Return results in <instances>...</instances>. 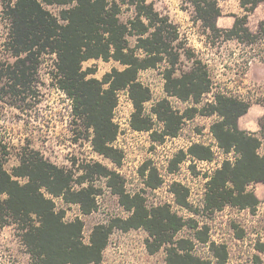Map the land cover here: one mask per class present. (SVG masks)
<instances>
[{"label":"trees","instance_id":"obj_1","mask_svg":"<svg viewBox=\"0 0 264 264\" xmlns=\"http://www.w3.org/2000/svg\"><path fill=\"white\" fill-rule=\"evenodd\" d=\"M219 1L184 0L193 8L195 20L216 37L225 33L227 39L239 42L254 41L257 36L264 38V22L260 23L258 35L246 27L249 14L264 0H240L246 15L236 18L230 30H221L217 26V19L221 16ZM0 5L9 23L4 48L12 59L0 62V87H15L14 91L18 93L17 87H32L36 94L41 84V60L44 56H54L53 84L71 100L73 115L86 128L92 129L95 150L116 164L122 161V153L112 146L118 135L113 115L119 91L128 90L133 102L131 127L135 131H151L153 128L151 118L144 115L151 91L139 81L141 71L157 68L164 56L169 55L172 59L167 62L171 67L164 72L168 95L181 100L192 98L196 103L211 92L212 81L201 61L194 60L190 71L175 76L179 55L172 52L171 42L178 39L177 29L147 0H132L136 15L126 24L119 19L121 6L116 1L0 0ZM50 6L64 9L56 16L48 10ZM128 36L136 37L135 47L129 45ZM90 60L114 61L123 69L113 68L98 80L90 77L96 72L94 68L83 69V64ZM249 104L221 93L215 95L210 105L209 112L220 118L212 125L211 131L219 147L227 153L234 152L236 159L234 162L225 161L210 178L205 196L207 210L221 211L226 206L255 210L260 204L250 188L258 183L264 184V155L258 153L261 141L238 125ZM153 113L164 125L161 139L177 137L187 117L174 111L167 100L159 102ZM187 153L199 160H212L214 156L210 147L199 144L192 145ZM8 155V149L4 147V152L0 151V229H15L32 264H101L114 230L139 229L145 230L149 236L146 243L149 253L165 248L167 264H211L193 254L192 241L177 238L188 224L182 217L168 205L148 208L143 196L127 194L123 179L97 163L92 166L94 173L108 179V186L119 196V202L129 216L96 225L88 244H85L83 221L66 222V211L57 210L55 199L77 204L84 215H89L97 209L94 187L75 189L72 173L30 148L22 149L19 165L9 172L5 168ZM185 156L181 153L174 163L181 162ZM150 177L152 182L148 186L156 189L160 180L155 169L150 171ZM86 178V175L80 176L78 183L82 185ZM154 178L156 182H153ZM173 192L177 204L190 208L185 188L175 185ZM190 222L191 228L199 229L194 220ZM197 234L199 241L208 242L207 231L199 230ZM210 249L217 258L224 260L221 263L224 264L227 257L225 247L211 243ZM0 264H16L1 239Z\"/></svg>","mask_w":264,"mask_h":264},{"label":"rangeland","instance_id":"obj_2","mask_svg":"<svg viewBox=\"0 0 264 264\" xmlns=\"http://www.w3.org/2000/svg\"><path fill=\"white\" fill-rule=\"evenodd\" d=\"M109 1L120 4L119 19L122 23L126 24L134 19L136 12L132 0ZM147 2L153 3L155 10L161 16L169 18L170 23L177 29L178 39L171 42L172 52L179 55L175 76L179 77L182 72L190 71L194 60L201 61L212 81L211 92L204 94L196 103L192 98L181 100L168 95L165 92L164 72L171 67L167 62L172 59L169 55L164 56L163 62L157 68L141 71L138 79L151 91V99L144 106V115L151 118L153 128L138 134L134 131H119V140L116 137L112 143V146L122 153L121 163L116 164L95 150L92 129L86 128L84 123L73 115L71 100L53 84L55 57L44 56L39 68L41 84L36 94L33 93L32 87H17L19 93L14 91L15 87H0V151L4 152V147H7L9 153L5 168L12 172L19 165L22 149L30 148L38 151L56 166L72 173L75 189L94 187L97 209L89 215H84L77 204H66L62 199H55L57 210L66 211V222L76 219L83 221L85 244H88L96 225L108 224L112 219H124L129 216L121 206L119 196L108 186V179L94 173L92 166L97 163L123 179L127 194L143 196L148 208L168 205L174 213L182 217L188 224L178 233L177 238L192 241L193 254L197 257L211 264H221L224 260L217 258L210 249V244L215 243L226 249L224 264H264V204L258 205L255 210L232 206H226L221 211L205 208L208 182L217 171L214 170L215 167L218 164L223 165L227 160L234 162L236 159L234 152L227 153L219 147L211 131L212 125L220 120L217 114L209 112L215 95L224 93L239 99L241 96V100L246 103H264V85L240 87L241 90L239 87L228 86L229 82H237L243 77H226L225 71L220 70L221 66L228 59L231 67L240 66L238 71L243 72L252 57L259 56L260 61H264V38L257 36L254 41L239 42L237 39H227L225 33L216 37L202 26L201 22L195 20L193 8L184 0ZM219 7L221 16L217 19V26L221 30H230L236 18L246 15L240 0H220ZM62 9L64 7H48L56 16H59ZM262 22L264 2L249 14L246 27L251 33L258 35ZM8 33L9 23L5 20L0 5V62L6 59L12 61L4 48ZM128 41L132 48L135 47L136 37L128 36ZM237 59H240L239 62ZM88 68H94L96 71L90 77L102 80L113 68L121 70L123 66L114 61L90 60L83 64L84 70ZM162 100H167L174 111L187 115L175 138H160L164 125L153 113V108ZM121 108L122 114L118 113L117 116L120 121L134 112L133 105L126 99L122 100ZM194 144L211 147L214 151L211 160L214 165L204 167L206 171L195 164L199 159L187 153ZM181 153L186 154L185 158L179 163H174ZM166 166L167 172L164 170ZM208 168L210 170H207ZM152 169L156 170L160 180L156 189L148 186V183L152 182ZM82 175L87 178L85 183L80 185L78 180ZM174 179L180 182H175ZM156 180L154 178L153 182ZM175 185H180L188 191L187 201L190 208L186 209L177 204V196L173 192ZM258 188L260 186L255 184L250 189L255 192ZM258 194L262 197L260 192ZM191 220L198 224L199 229L190 227ZM199 230L203 233L207 231V243L197 239ZM0 239L10 250L16 264H32L13 227L0 229ZM148 239L149 236L143 229L128 232L114 230L101 264H167L165 248L154 254L149 253L146 246Z\"/></svg>","mask_w":264,"mask_h":264},{"label":"crops","instance_id":"obj_3","mask_svg":"<svg viewBox=\"0 0 264 264\" xmlns=\"http://www.w3.org/2000/svg\"><path fill=\"white\" fill-rule=\"evenodd\" d=\"M239 60L237 59V62H239ZM231 66L232 64L227 59L224 61L220 70L225 71L224 74L226 77L242 75L243 78L237 82H229L228 86L239 87L240 89V87H258L264 85V61H260L259 56L252 57L249 63H247V67H245L246 70L243 72L238 71L240 66L237 68L236 65H234L235 67ZM249 105L247 113L239 118L238 125L241 130L255 135V137L261 141L258 153L264 155V106L255 102H252ZM256 186H260V188L255 190V194L260 200L259 205H262L264 204V184L258 183ZM258 192H260V196L262 197H259Z\"/></svg>","mask_w":264,"mask_h":264},{"label":"built area","instance_id":"obj_4","mask_svg":"<svg viewBox=\"0 0 264 264\" xmlns=\"http://www.w3.org/2000/svg\"><path fill=\"white\" fill-rule=\"evenodd\" d=\"M123 99H126L127 101H128V103H130V105L132 106L133 104V102H132V100H131V98H130V95H129V93H128V91L127 90H122V91H119L118 92V104H117V106H116V108H115V110H114V117H113V122L118 126V132L119 131H128L129 133L131 132V131H134V133H136V134H138L140 131H135L132 127H131V116H132V113L126 118V119H123V120H119L118 119V113H119V115L120 114H122V112H121V106H122V100ZM134 107V106H133ZM120 134L121 133H119L118 135H117V140H119V137H120ZM115 142V141H114ZM211 148V147H210ZM218 148V147H217ZM211 150L213 151V149L211 148ZM213 153H214V151H213ZM227 161H230V160H227ZM230 162H232V161H230ZM195 164H198V166H201L202 168H203V171H206V169H204V167H206V166H209V165H214V161H211V160H200V161H195ZM221 164H218L217 165V167H215V169L214 170H219L220 168H221ZM168 166H166V167H164L165 169V171L167 172L168 171V168H167ZM207 170H210L209 168L207 169ZM213 170V169H212ZM174 181L175 182H180V180H178V179H174Z\"/></svg>","mask_w":264,"mask_h":264}]
</instances>
